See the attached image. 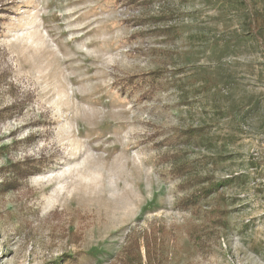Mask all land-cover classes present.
<instances>
[{
    "label": "rangeland",
    "instance_id": "obj_1",
    "mask_svg": "<svg viewBox=\"0 0 264 264\" xmlns=\"http://www.w3.org/2000/svg\"><path fill=\"white\" fill-rule=\"evenodd\" d=\"M126 252L264 264V0H0V264Z\"/></svg>",
    "mask_w": 264,
    "mask_h": 264
},
{
    "label": "trees",
    "instance_id": "obj_2",
    "mask_svg": "<svg viewBox=\"0 0 264 264\" xmlns=\"http://www.w3.org/2000/svg\"><path fill=\"white\" fill-rule=\"evenodd\" d=\"M191 139L194 140L197 135H195V132H192V134H190ZM188 169L189 170V174L192 175V171L194 170V167L192 164H189V165H185V169ZM25 169L23 172L24 174L27 173L28 174H32L35 172L36 169H38V166L36 165V163H31V164H26V167L23 168ZM197 199L195 198V196H192L190 198L187 199V205L188 207L190 206H196L198 205V201L195 202ZM124 263L125 264H142V261L140 258L138 257H134L132 253L130 252H126V260H124Z\"/></svg>",
    "mask_w": 264,
    "mask_h": 264
}]
</instances>
